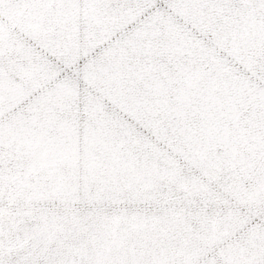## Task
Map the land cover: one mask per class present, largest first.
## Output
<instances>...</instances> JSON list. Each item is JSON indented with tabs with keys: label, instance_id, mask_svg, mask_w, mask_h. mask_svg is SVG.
I'll list each match as a JSON object with an SVG mask.
<instances>
[{
	"label": "snow or ice",
	"instance_id": "obj_1",
	"mask_svg": "<svg viewBox=\"0 0 264 264\" xmlns=\"http://www.w3.org/2000/svg\"><path fill=\"white\" fill-rule=\"evenodd\" d=\"M0 264H264V0H0Z\"/></svg>",
	"mask_w": 264,
	"mask_h": 264
}]
</instances>
